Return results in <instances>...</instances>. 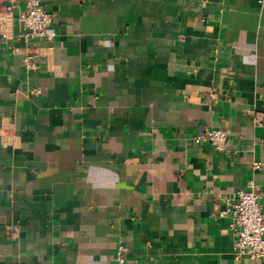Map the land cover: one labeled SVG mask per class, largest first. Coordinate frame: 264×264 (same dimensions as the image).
I'll use <instances>...</instances> for the list:
<instances>
[{"label":"crops","instance_id":"0c3cea01","mask_svg":"<svg viewBox=\"0 0 264 264\" xmlns=\"http://www.w3.org/2000/svg\"><path fill=\"white\" fill-rule=\"evenodd\" d=\"M42 4L28 41L0 0V264H264L230 226L251 181L264 214V2Z\"/></svg>","mask_w":264,"mask_h":264},{"label":"built area","instance_id":"2783aa9c","mask_svg":"<svg viewBox=\"0 0 264 264\" xmlns=\"http://www.w3.org/2000/svg\"><path fill=\"white\" fill-rule=\"evenodd\" d=\"M25 7L19 12V20L24 26V37L26 40L35 38L51 39L56 36L52 29L53 16L43 6L42 0H23ZM264 2V0H260ZM4 37L6 35L4 34ZM38 50L32 49L24 59L23 64L28 71L37 70L39 62ZM33 94H39L40 88H34ZM259 121V120H258ZM228 140V130L212 129L193 137V142L203 143L209 141L216 150L223 151ZM254 170L263 169V164L254 160ZM232 222L231 229L236 234L235 256L241 258L247 256L253 260L264 262V214L260 202L259 187L254 181L249 183L248 190L239 192L236 202L231 208ZM115 264H140L137 261H130L126 258L124 246H120L113 257Z\"/></svg>","mask_w":264,"mask_h":264}]
</instances>
